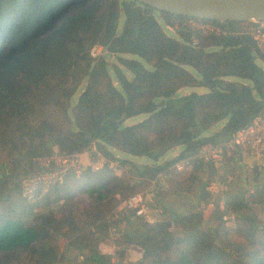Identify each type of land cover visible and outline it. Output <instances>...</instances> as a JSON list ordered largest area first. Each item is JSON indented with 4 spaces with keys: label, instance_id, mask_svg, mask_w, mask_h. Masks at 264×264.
<instances>
[{
    "label": "trees",
    "instance_id": "trees-1",
    "mask_svg": "<svg viewBox=\"0 0 264 264\" xmlns=\"http://www.w3.org/2000/svg\"><path fill=\"white\" fill-rule=\"evenodd\" d=\"M158 15L164 23L180 18ZM156 17L154 9L134 0H0V141L14 152L11 168L0 163V264H59L71 250L81 264H124V250L113 263L98 248L109 236L106 216L119 200L161 173L173 190L190 192L203 169L210 179L215 168L195 159L189 172H176L173 164L202 146L223 142L264 113V53L238 32V23H224L228 35L200 37L193 46L189 32L167 36ZM96 44L117 64L104 56L91 58L89 49ZM185 87L207 91L177 95ZM53 103L59 109L54 119L42 117L40 107ZM138 115L146 118L124 125ZM219 123L227 135L221 137L220 129L208 134ZM91 144L109 159L115 160L110 150L115 148L151 164L138 169L121 159L130 167L127 176L87 166L78 178L44 192L38 188L37 209L26 204L18 166L27 164L22 172L27 178L37 172L35 158L55 154L54 148L79 154ZM175 147L182 148L175 158L159 162ZM209 182H199L203 199ZM258 188L253 197L264 203V183ZM88 192L77 222L74 206ZM61 201L69 210L58 218L54 207ZM225 204L235 225L224 226L223 212L215 208L208 216L214 231L196 216L165 209L168 220L153 225L125 214L119 219L125 223L120 244L142 250L139 260L125 264H264V223L249 213L243 195ZM61 238L65 254L59 250Z\"/></svg>",
    "mask_w": 264,
    "mask_h": 264
},
{
    "label": "built area",
    "instance_id": "built-area-1",
    "mask_svg": "<svg viewBox=\"0 0 264 264\" xmlns=\"http://www.w3.org/2000/svg\"><path fill=\"white\" fill-rule=\"evenodd\" d=\"M223 24L224 23L220 21L193 17L173 18L169 23L163 22L164 28L171 32L178 30L189 32L191 35L190 43L193 46H197V39L200 37L228 35L230 33L229 28ZM238 29L240 34H247L250 37L255 48L259 52L264 53V20L254 19L247 22H239ZM104 52H106L104 48L96 44L89 49L88 54L91 58L97 59ZM99 154L95 144H92L89 150L82 152V154H54L48 157L37 158L36 163L39 164V168L44 170V172L31 178L28 177L29 179H27V181L21 182L22 194L23 191L26 190L25 187H32L34 189L38 188V186L48 187L60 183L65 173H67V170H72L74 175L80 176L87 165H89L93 171H100L106 168L114 172H119L120 169H125L128 166L122 165V167H119L116 162H107L104 157ZM236 154L249 156L252 161L246 164V166L253 171L258 173L264 171V113L256 115L248 124L232 132L223 142L202 146L195 154L176 161L173 164V169L176 172H189L192 169L191 162L195 159L205 163H211L216 169L224 163L227 157H234ZM82 155H89L91 157L92 161L90 164H85L83 162L81 158ZM166 177L165 174L161 173L152 179L151 183L154 189L157 188L156 190H158L160 187H166L168 183ZM213 186L214 185H209L206 190L212 191ZM215 208L223 212V221L234 220L233 214L227 210L226 204L221 200L215 201L214 203L210 202L206 207V209H210L211 211ZM130 212L133 213V218L147 225H153L160 221L157 217L159 211L154 208L148 195L139 192L120 199L111 214L106 218L107 221L110 222L108 228L109 236L107 238L111 245L110 249L101 250L99 247L100 253L109 256L113 263L119 261L118 253L120 250H125L124 252L128 255L126 250L129 249L125 248H130V246L133 247L132 245L124 243L120 244L119 241V238H121V223H119V219ZM201 225L212 227L214 223L209 217H204ZM173 227L174 226L171 225L170 229H173ZM135 250H137L140 255L137 258V260H139L142 256V250L140 248H135ZM126 259L130 258L126 257ZM136 261L131 262L133 263Z\"/></svg>",
    "mask_w": 264,
    "mask_h": 264
},
{
    "label": "rangeland",
    "instance_id": "rangeland-1",
    "mask_svg": "<svg viewBox=\"0 0 264 264\" xmlns=\"http://www.w3.org/2000/svg\"><path fill=\"white\" fill-rule=\"evenodd\" d=\"M155 16H157L156 18H157V21L160 23V25H161V27L163 28V31H164V33L167 35V36H170V37H174V38H177V34H176V31H173V32H171L170 30H167L166 28H164V25H163V22H161V18L159 17V15H158V12L157 11H155ZM173 20V19H172ZM171 20V21H172ZM122 21H123V16H121V18H120V20H119V29L121 28V25H122ZM101 56H104L105 57V59H106V61L108 62V63H116L117 64V61L115 60V58H114V56H113V54H108V53H106V52H104V53H102L101 54ZM144 66L146 67V68H148V64H146V63H144ZM187 69L196 77V78H198V75L195 73V71L191 68V67H187ZM127 75H128V77H130L129 76V74L128 73H126ZM113 82L115 83V80L113 79ZM207 90L205 89V88H203V87H185V88H182V89H180L179 91H178V93H177V95H179V96H182V95H186V94H188V93H191V92H196V93H199V94H202V93H205ZM58 113L59 112V109H57L56 108V106L54 105V103H53V105L52 104H49V106H46V107H40V111H39V113H40V115H42V117H46V118H49V119H51V120H53L54 118H53V115H54V113ZM146 118V115H138V116H135V117H132V118H130V119H127L125 122H124V125H133V124H138V122H140V121H142L143 119H145ZM221 126H222V123H219V124H217L215 127H214V132H216V131H218L220 128H221ZM92 145V144H91ZM181 147H175V148H172L171 150H169V151H167V153H165L161 158H160V160H159V162H163V161H165V160H169V159H172V158H175L177 155H176V153L177 152H180L181 151ZM54 150H55V154H64V153H58L57 151V149L56 148H54ZM87 150H89V148L87 149ZM87 150H85V151H87ZM98 150V149H97ZM111 150V152H112V154L114 155V157H115V160H113V159H109V158H107V157H105L104 155H102V153L99 151V155H101V156H103L104 157V159L107 161V162H110V161H113V162H116L117 164H118V166L119 167H122V165H125V164H122V163H120L119 162V160H121V159H124V160H128L129 162H131L132 164H140V165H146V164H151V161L148 159V158H146V157H136V156H132V155H129V154H126L125 152H122V151H119V150H117V149H115V148H111L110 149ZM79 154H82V153H79ZM54 155V154H53ZM87 155V154H86ZM12 156H14V152H13V149H11V147H10V145L9 144H5L4 142H1L0 141V163H5V164H7L8 166H9V168H11L12 166H13V161H11V159L13 160V157ZM48 157V156H47ZM88 157H89V163L88 164H90V162L92 161L91 160V157L88 155ZM118 157L120 158V159H118ZM38 158H41V157H38ZM36 159L37 158H35L34 159V162H35V165H36V168H37V172L35 173L34 172V174H31L30 176H27V178L26 177H22L24 174L22 173L24 170H26L25 168H24V165H25V167L27 166V164H21L20 166H18L19 168H18V175H19V179H20V181H19V185L21 184V182H23V181H27V179H29L28 177H34V176H36V175H40V174H42L43 172H44V170H41L40 168H39V164L38 163H36ZM243 161H248L247 159H246V157H244L243 158ZM88 167H89V165H87ZM90 168V167H89ZM130 167L129 166H127V168H125V169H120V171L119 172H114V171H111V170H108V169H106V168H104V169H102V170H100V172H103V171H105V172H109V173H112V174H116V175H123V174H125V176H127L126 174H127V172L130 170L129 169ZM91 169V168H90ZM84 170V169H83ZM92 170V169H91ZM128 170V171H127ZM244 170L245 171H249V172H253V170L252 169H250L249 167H245L244 168ZM207 171V170H206ZM82 172H84V171H82ZM94 172H98V171H94ZM202 173V172H201ZM227 174V173H226ZM201 175V174H200ZM230 177H232V175L231 174H228ZM242 176L243 175H245L246 176V174H241ZM78 178V177H80V176H76V175H74L73 174V172H72V170H67V173H65V175L63 176V178H62V180H61V184L62 183H66V181L67 180H72V179H74V178ZM252 178V177H251ZM235 179H236V183L234 182V179L233 180H231V182H230V186L233 188V190H236L237 188H238V192L237 193H239V195H243L244 196V199L246 200V201H248L249 203H250V212L249 213H251V214H253V216L258 220V223H264V203H258L257 202V200H256V196L255 197H253L257 192H258V187H259V183L256 181V182H254V181H252V180H250V181H248V182H246V180L244 179H242L241 178V176L240 175H236L235 176ZM208 181V180H207ZM199 182L201 183V180L199 179ZM199 182L196 184H194V185H192L191 186V188L189 189V191L190 192H187L186 190H184V191H186V193L187 194H189V195H193L194 197H200V188H198V186H199ZM60 183H58V184H60ZM212 183V182H211ZM248 183V184H247ZM82 184V183H81ZM210 184V183H209ZM236 184V185H235ZM172 185H173V182H172ZM237 185H238V187H237ZM248 186V188H247V186ZM53 186V185H52ZM209 185H207L206 186V188L208 187ZM40 187H42V189L40 188ZM85 190H87L88 188H90V184L89 183H87V182H85V184L82 186ZM245 187H246V189H245ZM38 188H40V190H41V192H44L45 190H46V188L45 187H43V186H38ZM38 188H32V187H29V188H27V187H25V189L26 190H24L25 191V194H24V191H23V194H22V188H21V185H20V194H21V197L22 198H25V201H26V204H29L30 206H32V208L33 209H37L38 208V206H36L37 205V203H36V199H37V197H38V195H39V192H37L36 193V190L38 189ZM167 188H168V190H169V188H172L168 183H167V186L166 187H160V189H162V191H165V190H167ZM153 190H155L154 189V187L152 186V183H151V180L150 181H148V182H145L144 184H142V186L141 187H139L138 189H136L135 190V193H142V194H144V195H149L150 193H151V191H153ZM228 192H229V189H226ZM245 192V193H244ZM35 193H36V195H35ZM165 193V192H164ZM164 193H162V195L164 194ZM89 194V192L88 193H84L83 195H82V200H81V202H79V201H77L78 203L74 206V207H76V208H74L73 209V212H74V220H76L77 222H79L80 220H82V213H81V207H83L84 208V206L88 203V195ZM109 194L112 196V192H109ZM125 194H129V193H125ZM24 195V196H23ZM129 196V195H128ZM161 196V195H160ZM149 197V196H148ZM207 198V197H206ZM162 199V198H161ZM223 203H225V199L224 198H222V199H220ZM219 200V201H220ZM228 200V199H227ZM216 201H218V200H216ZM161 204H165V203H161ZM174 205H177L179 208H180V204H182L183 205V207L182 208H184V207H187V201H185V200H182V203H180L179 201H175L174 203H173ZM166 206L167 207H169V205H167L166 204ZM88 208H93V205H91L90 207H88ZM54 209H55V215L58 217V218H63L64 216H67V214H68V206L66 205V203H64L63 201H61V202H59V203H57L56 205H55V207H54ZM111 214V213H110ZM163 214V213H162ZM108 216V215H107ZM107 216H106V218H107ZM154 216H155V214H154ZM208 217V216H207ZM196 219H197V217H196ZM195 218H194V220H196ZM201 219H203L202 218V216H201ZM161 220H168V217H166V216H162L161 217V219H160V221ZM222 222H223V224H224V226H230V227H234V221L232 220V221H223L222 220ZM83 223V222H82ZM213 223H214V226H212V227H205V226H202V227H204V228H208V230H212V231H214L215 230V226H216V224H215V222L213 221ZM173 230V229H172ZM174 232L173 233H177V231H175V230H173ZM109 240V239H108ZM217 243L218 244H220V241L219 240H217ZM58 246H59V250L62 252V253H64L65 254V248H66V246H65V240H63V238H61V239H59V242H58ZM110 244L108 243V244H104V245H100V248H101V250H109L110 249ZM134 247V248H133ZM133 247H131L130 246V248H125V249H129V250H126L127 252H128V255L126 254V252H125V254H124V257H125V255H126V257L127 258H130V259H126V257L125 258H122V262L125 264V263H132L131 261H136L137 260V258L140 256L139 254H138V252H137V250H135V248H138V247H135V246H133ZM125 251V250H124ZM121 259V257H119L118 256V260H120ZM133 263H135V262H133ZM59 264H81V257L78 255V253L76 252V251H70V253L68 252V254H66V260L64 259V260H62V262L61 263H59Z\"/></svg>",
    "mask_w": 264,
    "mask_h": 264
},
{
    "label": "crops",
    "instance_id": "crops-1",
    "mask_svg": "<svg viewBox=\"0 0 264 264\" xmlns=\"http://www.w3.org/2000/svg\"><path fill=\"white\" fill-rule=\"evenodd\" d=\"M215 127V126H214ZM214 127H212L208 134H212L214 133ZM179 154V152L176 153V155ZM246 157V159L248 161H243V158ZM83 162L85 164L89 163V157L86 155H82L81 156ZM118 159H120L118 157ZM252 159L249 156L246 155H240V154H236L234 157H227L224 161V163L221 164L220 167L216 168V174L209 179L208 176V171H206V169L202 170V173L200 175L201 177V181L207 182L210 181L208 183V185H214L212 187V191H207V198L203 199L202 197H194L193 195H189L187 194L183 189H177V190H173L172 188H167V190L162 191V189H158V190H153L151 191V193L148 195L152 205L154 206V208L158 209L159 214L157 215L158 219H161V217L163 216V210H169V211H173L175 213H178L180 216H196L197 219L196 220H202L204 219V217L209 216L211 210L210 209H206L207 205L210 204V202H215L216 200H220L222 198H224L225 200L227 199H231L237 195H239V193H237L238 188L236 190H233V188L230 186V182L231 180L234 179V182L236 183V179L235 176L236 175H240L241 178L244 180H246V182L252 180L254 182H258L259 184L264 183L263 179L261 177V173L260 177L258 178V180L253 179L255 177V172H249V171H245L244 168L246 167V164L251 163ZM227 173V174H226ZM246 174L245 175H241V174ZM228 174H231L232 177H230ZM252 177V178H251ZM250 179V180H249ZM212 182V183H211ZM248 184V183H247ZM236 185V184H235ZM247 186V185H246ZM238 187V185H237ZM248 188V186H247ZM229 189V192L226 190ZM246 189V187H245ZM165 192V193H164ZM162 193H164L162 195ZM245 193V192H244ZM161 195V196H160ZM162 198V199H161ZM182 200L187 201V207H183L182 204H180V208L177 205H174L173 203L176 201H179L180 203H182ZM161 203H165V204H161ZM169 205V207L166 206ZM128 214V213H127ZM126 214V215H127ZM201 216L203 219H201ZM125 229V223L122 222L121 223V231H124ZM122 237V236H121ZM109 240L105 239L102 240L99 245L98 248L100 247V245H104V244H108ZM133 246V245H132ZM125 254V252H124Z\"/></svg>",
    "mask_w": 264,
    "mask_h": 264
},
{
    "label": "water",
    "instance_id": "water-1",
    "mask_svg": "<svg viewBox=\"0 0 264 264\" xmlns=\"http://www.w3.org/2000/svg\"><path fill=\"white\" fill-rule=\"evenodd\" d=\"M149 6L157 12L180 17H193L228 22H247L254 19L264 20V0H134ZM227 135L222 124L220 136ZM138 169L142 165L134 164ZM264 182V171L261 173Z\"/></svg>",
    "mask_w": 264,
    "mask_h": 264
}]
</instances>
